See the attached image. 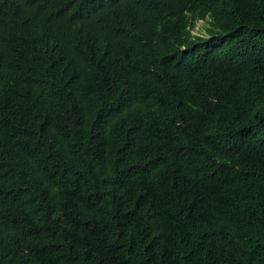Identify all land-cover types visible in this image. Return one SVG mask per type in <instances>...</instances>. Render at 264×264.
I'll use <instances>...</instances> for the list:
<instances>
[{"label": "trees", "instance_id": "trees-1", "mask_svg": "<svg viewBox=\"0 0 264 264\" xmlns=\"http://www.w3.org/2000/svg\"><path fill=\"white\" fill-rule=\"evenodd\" d=\"M0 264H264V0H0Z\"/></svg>", "mask_w": 264, "mask_h": 264}, {"label": "rangeland", "instance_id": "rangeland-1", "mask_svg": "<svg viewBox=\"0 0 264 264\" xmlns=\"http://www.w3.org/2000/svg\"><path fill=\"white\" fill-rule=\"evenodd\" d=\"M193 33H205L203 21H198L193 29Z\"/></svg>", "mask_w": 264, "mask_h": 264}, {"label": "bare ground", "instance_id": "bare-ground-1", "mask_svg": "<svg viewBox=\"0 0 264 264\" xmlns=\"http://www.w3.org/2000/svg\"><path fill=\"white\" fill-rule=\"evenodd\" d=\"M5 25V24H4ZM2 26V25H1ZM5 27V26H4ZM4 29V28H3Z\"/></svg>", "mask_w": 264, "mask_h": 264}]
</instances>
